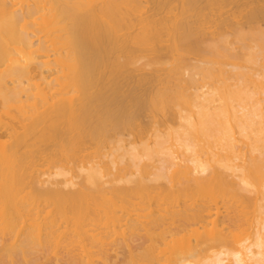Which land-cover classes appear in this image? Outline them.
<instances>
[{
    "label": "bare ground",
    "instance_id": "obj_1",
    "mask_svg": "<svg viewBox=\"0 0 264 264\" xmlns=\"http://www.w3.org/2000/svg\"><path fill=\"white\" fill-rule=\"evenodd\" d=\"M264 0H0V264H264Z\"/></svg>",
    "mask_w": 264,
    "mask_h": 264
},
{
    "label": "rangeland",
    "instance_id": "obj_2",
    "mask_svg": "<svg viewBox=\"0 0 264 264\" xmlns=\"http://www.w3.org/2000/svg\"><path fill=\"white\" fill-rule=\"evenodd\" d=\"M262 25H264V20H262Z\"/></svg>",
    "mask_w": 264,
    "mask_h": 264
}]
</instances>
